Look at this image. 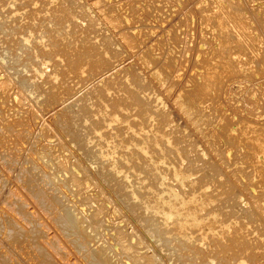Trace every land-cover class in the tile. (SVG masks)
<instances>
[{
    "label": "rangeland",
    "instance_id": "374dc122",
    "mask_svg": "<svg viewBox=\"0 0 264 264\" xmlns=\"http://www.w3.org/2000/svg\"><path fill=\"white\" fill-rule=\"evenodd\" d=\"M49 1L0 0V264H264V0ZM171 166L188 238L138 212Z\"/></svg>",
    "mask_w": 264,
    "mask_h": 264
},
{
    "label": "bare ground",
    "instance_id": "6f19581e",
    "mask_svg": "<svg viewBox=\"0 0 264 264\" xmlns=\"http://www.w3.org/2000/svg\"><path fill=\"white\" fill-rule=\"evenodd\" d=\"M25 41H26V39H25ZM30 87H31V85H30ZM32 89H33V87H32ZM23 90H24V88H23ZM27 92H28V90H26V93ZM36 99H37V97H36ZM135 132L137 133L138 131H135ZM152 137L155 138L154 136H152ZM160 138L163 140V145H165L164 148H166V149L168 148L171 150L173 145L171 146L170 138H164L163 135ZM134 151H136L143 159L144 158L148 159L150 162L151 168L156 169V171L158 170L157 169L158 166L163 165V163H164L163 160L166 158L164 156L162 158L157 157L156 160H152V158L148 156L149 153L146 151L144 144L139 145L136 143L134 145ZM164 151H166V150L161 149V152H164ZM104 157H105V155H104ZM109 158H110V155H109ZM89 164L91 165V161ZM95 166H97V165H95ZM174 166L167 168L170 170L169 177L171 179V183L170 184L165 183V180L168 179L167 175L158 174L159 177L156 176V179L158 181L159 190H157L156 192H154L152 194V196H153L152 203L153 204L151 203L152 205H150L147 201H143L142 203H140L141 206L143 207V210L138 211V212H139V214H143V215H145V214H156V215L161 214V215H163L165 221L171 222L173 225H177V227L179 228V231L181 230L182 232H184L185 236L188 238L187 229H196V228L202 227V225H203L202 224V218H200L199 214L209 206L210 200L207 199V197L205 196V193H204L205 191L204 192L201 191L200 193H198V192H195L194 190H192L189 193V195L187 194L186 196L184 195L183 192L181 193L182 186L189 185L191 183V180H192L191 178H192L193 174L189 170H186V169L182 168L181 166H177V167H174ZM116 171L119 172L120 170H118V168H117ZM189 186H192V184ZM205 187H206V185H205ZM130 191H131L130 196L132 198H134L135 200L140 198L133 189H131ZM136 202H137V200H136ZM80 213L81 212H75L72 215L75 217V219H78V218L82 217L80 215ZM201 216H202V214H201ZM215 216H216V214H213L211 217L214 219ZM210 220H211V218H210ZM233 225H235V224H233ZM233 225H232V228H234ZM210 226H211V224H210ZM223 227L224 228L220 229V231H218V230L216 231L215 229L209 228V229H207L208 234L211 237L218 240L221 238V236L223 235L224 232H227L226 227H228V226L225 225ZM173 232H175V231H173ZM168 234H170V232H168ZM183 239H184V237H183ZM25 240H26V232L24 231V229H22L20 227H14V230L12 231V241L14 242V244L16 246H20L21 244H23L25 242ZM25 253H26V251H25ZM38 256H39L38 264H57V262H55L54 259L52 260L51 257L49 256V254L45 250H40ZM104 256H105V263L106 264H116L115 261L112 260V258L110 257V255L107 252H104ZM210 259H211V257H210ZM96 264H98V263H96Z\"/></svg>",
    "mask_w": 264,
    "mask_h": 264
}]
</instances>
